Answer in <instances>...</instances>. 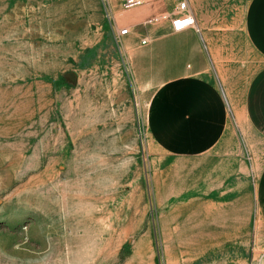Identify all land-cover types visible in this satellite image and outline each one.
I'll return each instance as SVG.
<instances>
[{"label":"rangeland","instance_id":"rangeland-1","mask_svg":"<svg viewBox=\"0 0 264 264\" xmlns=\"http://www.w3.org/2000/svg\"><path fill=\"white\" fill-rule=\"evenodd\" d=\"M249 1L190 0L179 43L166 21L117 39L102 0H0V264H264Z\"/></svg>","mask_w":264,"mask_h":264},{"label":"crops","instance_id":"crops-1","mask_svg":"<svg viewBox=\"0 0 264 264\" xmlns=\"http://www.w3.org/2000/svg\"><path fill=\"white\" fill-rule=\"evenodd\" d=\"M176 3L177 0H147L139 11L135 10L134 12H127L129 10L120 12L121 9L119 8V3H116V5L112 4L115 15V24L119 27L120 22L126 23L125 25L131 26V28L133 29L136 24L135 21L143 22L147 18L156 16L163 12L171 11L175 7ZM189 6L191 9L190 0ZM164 23V32L159 37L161 39L171 37V33H169V31L171 30L170 21H166ZM132 29L127 36L132 34ZM245 30L249 43L264 61V0L249 1L245 14ZM184 31H181L183 33L177 35V37L171 38L175 40V42L182 43L181 41H183V38L186 37V32ZM188 33V35L192 36L190 37V44L189 46L181 45L179 51L181 60H183L185 56H188L192 60L191 70L188 71V75H190L189 83H192L196 82L198 80V77L203 72H206L209 66L206 58L207 49L205 50L200 46L194 32L189 31ZM155 34L156 33L153 32V30L147 31V34L142 36L141 38V44L143 38H151ZM149 43L150 42H148L147 44ZM137 52V49H132L133 54H137ZM178 76L184 77V74L180 73V75ZM170 78L174 77L170 76ZM207 87H210L212 90L211 92H213L212 85H208ZM215 97L218 102H221L219 113L220 119L222 120L221 124H223V119L225 120L227 110L225 111V109H223L222 99H219V96L217 94H215ZM243 98V115L248 120L249 126L252 128V130H260L262 135H264V64L256 71V73H254V75L248 82Z\"/></svg>","mask_w":264,"mask_h":264},{"label":"built area","instance_id":"built-area-1","mask_svg":"<svg viewBox=\"0 0 264 264\" xmlns=\"http://www.w3.org/2000/svg\"><path fill=\"white\" fill-rule=\"evenodd\" d=\"M146 1L147 0H120L124 10H130L137 6L143 5L146 3ZM102 2L104 4L108 19L114 24L116 37L117 39L121 40L124 36H127L131 32V27H118L115 24V15L111 0H102ZM160 21H170L171 29L174 32H181L189 28H194L196 25V17L190 9L188 0H177L173 10L147 18L143 21V23L144 25H148ZM148 42H150V38H143L142 44H147Z\"/></svg>","mask_w":264,"mask_h":264}]
</instances>
